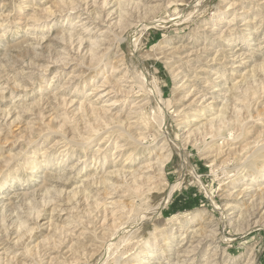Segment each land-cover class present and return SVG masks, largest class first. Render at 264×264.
I'll use <instances>...</instances> for the list:
<instances>
[{
    "label": "rangeland",
    "instance_id": "rangeland-1",
    "mask_svg": "<svg viewBox=\"0 0 264 264\" xmlns=\"http://www.w3.org/2000/svg\"><path fill=\"white\" fill-rule=\"evenodd\" d=\"M263 86L264 0H0V264H264Z\"/></svg>",
    "mask_w": 264,
    "mask_h": 264
},
{
    "label": "bare ground",
    "instance_id": "bare-ground-1",
    "mask_svg": "<svg viewBox=\"0 0 264 264\" xmlns=\"http://www.w3.org/2000/svg\"><path fill=\"white\" fill-rule=\"evenodd\" d=\"M105 3V2H104ZM104 40V39H103ZM80 44V43H79ZM91 46V45H90ZM78 47H79V45H78ZM91 57V56H90ZM94 57V56H93ZM101 59V58H100ZM115 67V65H113L112 66V68H114ZM105 82V81H104ZM255 82V81H254ZM264 87V86H263ZM146 89V88H145ZM264 89V88H263ZM146 90H148V89H146ZM153 90V89H152ZM151 90V91H152ZM154 91H157L158 92V89L157 90H153L152 91V93L154 92ZM160 91V90H159ZM91 92V91H90ZM253 92V91H252ZM154 94V93H153ZM156 94V93H155ZM154 94V95H155ZM158 94H159V92H158ZM146 96V95H145ZM154 98V97H153ZM158 99V98H157ZM157 101V100H156ZM225 101H226V99H225ZM158 104H159V102H158ZM161 104V103H160ZM226 106H227V101H226V103L224 102L223 104H221V107L217 110V112H218V114L220 115V114H222V113H225L226 114ZM211 109V108H210ZM225 111V112H224ZM228 111V110H227ZM236 113L238 112V111H241V110H234ZM234 111H232V113L231 114H233L234 113ZM216 112V111H215ZM228 113V112H227ZM230 114V113H229ZM247 114V113H246ZM187 115V114H186ZM216 115V114H215ZM248 115V114H247ZM187 116H190V114L189 115H187ZM227 116V115H226ZM225 116V117H226ZM230 116V115H229ZM228 116V117H229ZM232 117H234L235 115H231ZM230 116V117H231ZM218 117V116H217ZM216 117V118H217ZM224 116H223V114H222V118H223ZM221 118V119H222ZM249 118V117H248ZM218 119V118H217ZM234 119V118H233ZM220 120V119H219ZM237 120V119H236ZM209 121V120H208ZM223 122H224V120H222ZM240 121V120H239ZM162 122V121H161ZM226 123V122H225ZM245 123V122H244ZM130 124V123H129ZM137 124V123H136ZM160 124V123H159ZM163 124V123H162ZM162 124H160L161 125V127L164 125H162ZM132 126V125H131ZM240 126V125H239ZM163 127H165V126H163ZM163 127H162V131H163ZM218 127V126H217ZM221 127V126H220ZM126 128V127H125ZM234 129V128H233ZM241 130V129H240ZM96 131V130H95ZM99 132V131H98ZM123 132V131H122ZM204 132V131H203ZM229 132V131H228ZM261 132V131H260ZM97 133V132H96ZM136 133V132H135ZM132 134V133H131ZM144 134V133H143ZM165 134H167V132H165ZM242 134V133H241ZM258 134H260V133H258ZM129 135V134H128ZM145 135V134H144ZM121 136V135H120ZM130 136V135H129ZM165 136H167V135H165ZM134 137V136H133ZM133 137H131L130 136V138H132L133 139ZM135 137H138V136H135ZM134 137V138H135ZM145 137H146V135H145ZM67 138V137H66ZM83 138V137H82ZM85 138V137H84ZM190 138V137H189ZM145 140V139H144ZM194 140H195V138H194ZM132 141V140H131ZM131 141H130V143H131ZM134 141V140H133ZM73 143V142H72ZM138 143V142H137ZM83 144V143H82ZM132 144H133V142H132ZM185 144V143H184ZM258 145V144H257ZM263 145V144H262ZM168 146H170V148L168 149V150H166L165 152H163L162 154H158V157L156 158V161L154 162V164H150L149 163V166H150V168L151 167H153L154 168V171H157V174L159 175H161V174H163V172H164V166H165V164L170 160V158L173 156V154H176V155H178L179 157H180V162H181V169L179 170V176H178V179L174 182V183H172V184H169V187L163 192V194L161 195V197H160V200H158V202L156 203V205H154V208H152V209H149L150 211H152L150 214L148 213L147 215H151L152 217L155 215L156 216V214L158 213V212H160V210H161V208L169 201V199L171 198V195H172V192H173V189L174 188H176V187H178L179 186V184H181V177L183 176V175H185V174H183L184 173V171H188L189 173H191L194 177H196V179H198V174H197V172H196V170L194 169V167H193V165L191 164V161H190V158H189V153L186 151V149L185 148H183V146L180 144V143H178V142H176V141H171L169 144H168ZM167 146V147H168ZM117 148V147H116ZM164 148V147H163ZM200 148V147H199ZM262 147H260V149H261ZM120 150V149H119ZM97 151V150H96ZM168 152V153H167ZM166 153V154H165ZM128 156H129V154H128ZM263 157V156H262ZM255 159V158H254ZM51 161L49 160V161H47V164H49ZM153 162V161H152ZM255 162H256V160H255ZM254 162V163H255ZM148 163V162H147ZM258 163V162H257ZM31 165V164H30ZM256 165V164H255ZM121 166V165H120ZM148 166V167H149ZM155 166V167H154ZM30 167V166H29ZM254 167V166H253ZM264 167V166H263ZM33 168V167H32ZM118 168V167H117ZM183 168H187L186 170H182ZM32 171V170H31ZM153 171V172H154ZM115 172V171H114ZM113 172V173H114ZM183 172V173H182ZM123 173V172H122ZM152 173V172H151ZM31 175V174H30ZM29 175V176H30ZM150 175V174H149ZM182 175V176H181ZM264 175V174H263ZM29 176H27V178H26V180H28L29 179ZM148 176V175H147ZM105 177V176H104ZM108 178V177H107ZM145 178V177H144ZM149 179L151 178V177H148ZM157 178V177H156ZM167 178V177H166ZM92 180H94V179H92ZM104 180V179H103ZM145 180V179H144ZM146 180H148V179H146ZM102 181V180H101ZM107 181V180H106ZM157 181V180H156ZM134 182V181H133ZM146 182V181H145ZM148 182V181H147ZM154 182V181H153ZM91 183H93V182H91ZM139 185V184H138ZM147 186V185H146ZM137 187V186H136ZM84 188V187H83ZM138 188V187H137ZM142 188V187H141ZM154 189V188H153ZM137 190V189H136ZM131 195V194H130ZM142 195V194H141ZM258 206V205H257ZM153 207V206H152ZM131 209V208H130ZM149 211V212H150ZM4 213V212H3ZM200 214H201V212H195V213H193L191 216H189L188 217V219H187V221L188 222H192V221H194V220H197L198 218H199V216H200ZM146 215V216H147ZM150 216V217H151ZM151 217V218H152ZM154 218V217H153ZM147 219H148V217H147ZM144 220H146V219H144ZM149 220V219H148ZM147 220V221H148ZM146 221V223H148ZM261 222V221H260ZM145 223V222H144ZM145 223V224H146ZM171 235H172V233L170 232L169 233V231L167 232V231H159L158 233H154V234H152V240H154V242H157V241H160V240H162L163 242H165V240L167 241V239H169L170 237H171ZM149 242V240L147 239H145V240H143V242H142V244L141 245H144L145 246V244H147ZM149 244V243H148ZM125 245H126V243H125ZM129 245V244H128ZM127 246V245H126ZM148 247V246H147ZM147 247H146V249H147ZM125 249V248H124ZM144 249V248H143ZM130 250V249H129ZM155 251H157V250H154V249H147V250H145V251H143L142 252V254H141V256H139L138 258H137V260H136V262L138 261V263L141 261V260H143V258H147V257H150V255L152 256L153 254H156L155 253ZM154 256V255H153ZM120 257V256H119ZM118 260V259H117ZM113 261V260H112Z\"/></svg>",
    "mask_w": 264,
    "mask_h": 264
},
{
    "label": "crops",
    "instance_id": "crops-1",
    "mask_svg": "<svg viewBox=\"0 0 264 264\" xmlns=\"http://www.w3.org/2000/svg\"><path fill=\"white\" fill-rule=\"evenodd\" d=\"M193 205L194 203L189 202V195L187 191H183L180 194H175L173 198L171 195L169 201L161 208L160 214L164 217H170L181 213V211L190 208Z\"/></svg>",
    "mask_w": 264,
    "mask_h": 264
}]
</instances>
